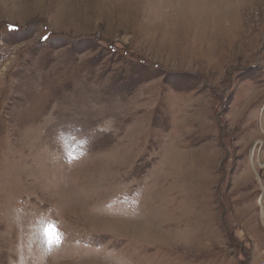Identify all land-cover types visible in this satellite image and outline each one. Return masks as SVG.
<instances>
[{"label": "rangeland", "instance_id": "obj_1", "mask_svg": "<svg viewBox=\"0 0 264 264\" xmlns=\"http://www.w3.org/2000/svg\"><path fill=\"white\" fill-rule=\"evenodd\" d=\"M0 264H264V0H0Z\"/></svg>", "mask_w": 264, "mask_h": 264}, {"label": "snow or ice", "instance_id": "obj_2", "mask_svg": "<svg viewBox=\"0 0 264 264\" xmlns=\"http://www.w3.org/2000/svg\"><path fill=\"white\" fill-rule=\"evenodd\" d=\"M10 29H14V26H10ZM75 158V156L71 157V159ZM40 229L49 248L54 246L58 247L62 242L63 234L59 231V227L54 221L42 219L40 221Z\"/></svg>", "mask_w": 264, "mask_h": 264}, {"label": "bare ground", "instance_id": "obj_3", "mask_svg": "<svg viewBox=\"0 0 264 264\" xmlns=\"http://www.w3.org/2000/svg\"><path fill=\"white\" fill-rule=\"evenodd\" d=\"M258 199H259V201H258ZM258 199H257V202H258V204L261 205L262 204V199L261 198H258Z\"/></svg>", "mask_w": 264, "mask_h": 264}]
</instances>
